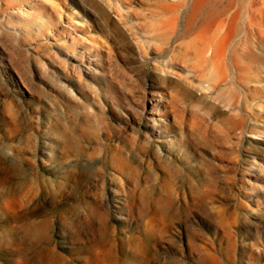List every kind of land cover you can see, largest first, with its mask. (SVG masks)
<instances>
[{"label":"rangeland","instance_id":"obj_1","mask_svg":"<svg viewBox=\"0 0 264 264\" xmlns=\"http://www.w3.org/2000/svg\"><path fill=\"white\" fill-rule=\"evenodd\" d=\"M22 1L26 6L0 0V20L20 11L37 20L40 1ZM46 1L48 10L67 11L100 44L110 42L115 67L80 79L77 62L57 54L58 47L68 72L59 64L40 68L36 41L30 59L14 55L17 42L4 44L0 264H264V25H251L260 23L264 0H210L193 18L196 0H100L98 19L86 12L87 1ZM64 28L71 26L56 31ZM114 28H179L178 53L211 28L209 55L193 61V69L180 63L179 73L165 76L183 83V72L191 70L196 84L211 86L210 98L195 108L179 95V106L169 109L178 127L159 134L146 121L163 114L145 110L140 96L152 84L163 93L174 84L151 80L150 64L144 70L153 56L152 64H172L141 51L133 30L124 37ZM225 35L219 58L214 46ZM51 36L53 44L70 46ZM233 51L243 60L236 62ZM211 65L224 71L223 82L205 78ZM256 73L263 82H254ZM174 135L178 151L167 144Z\"/></svg>","mask_w":264,"mask_h":264},{"label":"bare ground","instance_id":"obj_2","mask_svg":"<svg viewBox=\"0 0 264 264\" xmlns=\"http://www.w3.org/2000/svg\"><path fill=\"white\" fill-rule=\"evenodd\" d=\"M15 1H18L22 7L26 6L25 1H22V0H15ZM28 1H31V0H28ZM39 1H40L39 4L41 7H40V12L38 14H35L38 17L37 20L33 19L32 14H27L24 11H20L19 13L7 14L4 20H0V28H2V30H0V56L3 57V55L4 56L5 54L7 55L6 49L4 48L5 46L4 44L6 43L10 44V43L17 42L19 45L12 47L14 55L30 59L31 57H33V50L35 48L37 54L34 57V59L40 68L50 66V65L55 67L56 64H59L61 69H63V71L66 72L67 67H68L66 64H68V62L67 60L61 59V57L64 56V58H68V61L74 60L75 62H77L75 66L76 67L75 70H77L76 74L78 77H80V79H81V75H85L88 77V75H91V74H98L99 69H101V67H103L104 65L108 64L110 68L115 67L114 62H113V55L115 54V51H114V47L110 44V42L109 43L107 42L106 45L100 44L99 41L93 37V34L91 33V31L88 30L87 28H84V25L82 23L78 21L70 20L68 18L69 13H67V11L65 12L63 9H60L58 7L53 8L52 10H48L47 1L46 0H39ZM99 1L100 0H85V1L80 0L81 3H84V4L86 3V12L90 14V16L95 17L96 19L101 17L100 10L102 9V7ZM209 2L210 0H196L193 10L191 11L192 18L197 14V12L201 8L205 7ZM262 2L264 3V1ZM169 8L167 9L165 8V10L171 12L173 8L172 7L170 9ZM48 12L52 14L51 17H50V14H48ZM107 13L108 12L106 10V14H105L106 16H107ZM44 17H47V18H44ZM259 21L260 23L257 21L251 22L252 28H262V25H264V14H262L259 17ZM59 25L63 27L65 25H70L71 28H64L65 30L63 32H59V31H56ZM225 26H228V23H226V21H222L221 23H219L218 29L220 31H224ZM114 29L118 31L124 37L125 36L127 37V35H130L127 33V29H129L131 32L133 30V34L131 32L130 33L134 37L141 51H143L148 56L151 55V53L155 51L159 55L157 58H161L164 61L166 60V58L168 59V62L172 64V66L166 65V63H159V61H157V63L155 62V64H152L151 62L156 60L154 56L150 57L151 62L150 61L146 62L147 67H145L144 71H148L147 69H150V66H152L153 72L150 71L152 74L151 80H154V81L158 80L161 86L172 82V80L165 78V76L168 75L170 72L179 73V67H181L179 66L180 63H184L190 69H193L195 68V66L194 65L192 66V62L193 61L196 62L195 60L199 58L200 55H203V56L209 55L210 53L209 49L211 48L212 50V45L211 44L209 45L210 40H211V36H210L211 28H203L202 31L199 33L200 35H197L196 37H193L190 39L191 41L187 44L185 51L179 52V53L177 52L176 46L174 45L175 40H176L177 31L179 30V28H114ZM190 29L192 28H188L185 30H190ZM51 32H55V35L58 37L66 38V40L68 39L70 43L69 44L70 46H68V48L70 50L67 47L65 48V46H63L60 43L53 44L52 43L53 37L51 36ZM33 41H36L37 43V45L34 48L32 47ZM200 41H201L202 50L198 46ZM228 41H229L228 35L223 36L214 46L215 50L213 52V55H215L216 54L215 52H217V57L223 58L225 56ZM55 48L58 49L57 54L60 53L59 55L61 57L55 54V51H54ZM232 53H234L232 55L236 62L243 60L241 56L237 54V52L233 51ZM8 62L11 68H17L18 63H16L15 60H12L11 58H9ZM174 64H176V66H174ZM0 67L3 68V67H6V65L2 63ZM209 69L210 71L209 73H207L205 78L210 83H212V81L213 82H216V81L223 82L225 80L224 71L219 70L218 68H216V66L212 67V65ZM259 70L260 69H256V71H259ZM157 72H160V74L159 73L157 74ZM193 73L195 72H192L191 70L188 72H183V74H185L183 83L178 82V81L172 82L174 84V87H172L170 91L167 89L166 90L167 93H163L161 91V87L156 84H152L151 87L149 86L150 88H144L145 89L144 92L141 93L142 96H140V102L142 103L145 110L146 109H152V110L156 109L157 114L158 113L163 114L160 118L153 117V118L147 119L146 121V123H149L148 125H151L153 129H158L159 134L167 133L169 128L171 127H175V128L178 127L176 116L172 117L171 114L169 113L170 112L169 109L179 106L178 99H177L179 95H182L183 97H185L195 108H198L199 104H201L202 102L204 103L206 99L210 98L208 92L211 90V88H209L211 86L204 85L203 83L196 84ZM20 78H22V76H20ZM252 79H254V82L256 83L263 82V79H261V77L257 73ZM134 94H136V91ZM7 110H8L7 112H11V111L14 112L15 109L13 110L10 109L11 111H9V109ZM205 112H208L209 114L208 109ZM19 113H17V115ZM6 115L7 114H5L4 117ZM17 121L18 120H16V123ZM58 135L63 140L66 139L67 137L66 133H58ZM180 136H181L182 141L188 138L186 137V134L184 133L181 134ZM176 139H177V136L174 135L168 140L167 144L169 145L170 149H172L173 147V148H177V151H178L179 149L178 146L180 145L178 144L176 146ZM159 156L160 154H158V157ZM119 165L121 169L122 167L123 168L126 167V163L124 161H120ZM167 196H171V195L168 194ZM168 198L171 199L170 197ZM147 247L148 245L141 244L139 246V250L145 251Z\"/></svg>","mask_w":264,"mask_h":264}]
</instances>
